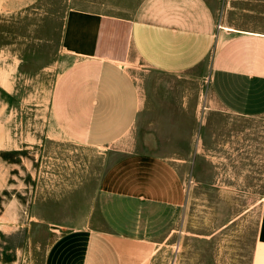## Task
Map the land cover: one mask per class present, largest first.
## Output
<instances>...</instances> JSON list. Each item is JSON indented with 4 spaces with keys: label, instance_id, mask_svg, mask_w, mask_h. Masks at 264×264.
I'll return each mask as SVG.
<instances>
[{
    "label": "rangeland",
    "instance_id": "rangeland-1",
    "mask_svg": "<svg viewBox=\"0 0 264 264\" xmlns=\"http://www.w3.org/2000/svg\"><path fill=\"white\" fill-rule=\"evenodd\" d=\"M142 1L0 0V264H43L59 232L100 219V181L118 155L50 135L52 93L74 62L62 31L70 11L129 17ZM143 70L133 75L150 107L116 148L179 164L186 201L154 208L146 252L129 264H253L264 116L224 111L208 74Z\"/></svg>",
    "mask_w": 264,
    "mask_h": 264
},
{
    "label": "crops",
    "instance_id": "crops-1",
    "mask_svg": "<svg viewBox=\"0 0 264 264\" xmlns=\"http://www.w3.org/2000/svg\"><path fill=\"white\" fill-rule=\"evenodd\" d=\"M61 41L74 62L52 93L50 135L118 158L100 181V219L59 232L43 264H129L146 252L154 208L186 201L179 164L116 148L151 104L134 69L208 74L224 111L264 116V0H143L129 17L70 11ZM253 264H264V226Z\"/></svg>",
    "mask_w": 264,
    "mask_h": 264
},
{
    "label": "built area",
    "instance_id": "built-area-1",
    "mask_svg": "<svg viewBox=\"0 0 264 264\" xmlns=\"http://www.w3.org/2000/svg\"><path fill=\"white\" fill-rule=\"evenodd\" d=\"M219 28L221 29V26H219Z\"/></svg>",
    "mask_w": 264,
    "mask_h": 264
},
{
    "label": "bare ground",
    "instance_id": "bare-ground-1",
    "mask_svg": "<svg viewBox=\"0 0 264 264\" xmlns=\"http://www.w3.org/2000/svg\"><path fill=\"white\" fill-rule=\"evenodd\" d=\"M205 108V107H204Z\"/></svg>",
    "mask_w": 264,
    "mask_h": 264
}]
</instances>
